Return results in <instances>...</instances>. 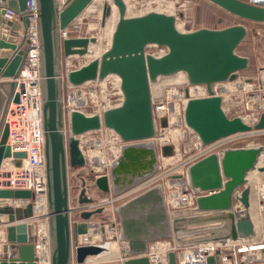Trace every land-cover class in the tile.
<instances>
[{
    "label": "water",
    "instance_id": "95a60500",
    "mask_svg": "<svg viewBox=\"0 0 264 264\" xmlns=\"http://www.w3.org/2000/svg\"><path fill=\"white\" fill-rule=\"evenodd\" d=\"M93 0H66L64 10L58 14L54 0H37L38 22L41 42L40 70L42 75V128L44 134V155L46 168L47 227L50 242V264H83L86 257L105 249L104 246L79 244L92 227V218L101 209L83 211L79 220L73 221L69 206L68 167L81 166L82 160L76 143L66 144L63 132L64 113L61 85L58 78L60 45L58 28H65L86 9ZM222 11L241 20L264 24V8L241 0H206ZM120 19L112 36L111 46L99 60L69 73L68 80L73 85L86 81L103 79L108 75L120 78L123 94L122 104L102 113L101 116H85L73 112L70 128L74 135L98 130L100 127L112 129L125 141L148 140L154 136L150 82L159 76H170L178 72L186 74L192 85L204 84L209 97L189 100L185 109V123L192 128L204 143L218 138L250 130L238 118H228L221 109V100L214 96L211 85L232 81L245 70L248 60L235 53L246 36L241 26L223 29H199L188 33L176 31L174 18L163 14L149 13L144 16L125 19L124 2L113 0ZM14 11L21 17L19 25L4 17L5 10ZM26 0H0V168L5 159L12 157L13 165L20 166L25 153H11L7 146L8 128L5 116L11 102L18 101L15 83L25 59L22 42L18 41L19 31L28 25L24 18ZM110 14L105 5L102 23ZM96 43L95 37L71 38L64 41L65 55L72 48L87 47ZM148 45L167 49L163 57L145 54ZM82 49V48H81ZM166 126V121H161ZM264 129V111L254 130ZM171 147L161 149L163 156L171 155ZM258 150L233 148L226 150L218 158L209 155L189 168V181L193 189L208 193L195 200V209L169 213L163 203L158 188H151L137 195L117 209L121 231L122 264H150L145 256L148 244L159 238L176 236L187 225L214 221L225 222L221 228L227 236L235 238L240 222L232 212H222L217 206L232 188L241 182L245 169L253 167ZM157 163L156 151L152 146H128L109 175L98 177L94 184L103 194L113 192L119 196L149 179ZM30 191L0 190V215L8 216L3 256L0 264H36L34 236L36 227L26 223L33 217L32 204L25 208H13L6 200H30ZM247 194L244 192L245 203ZM91 199L80 191L78 203L87 204ZM196 213H211L196 216ZM182 215L180 217H176ZM189 215V216H188ZM6 223V224H7ZM183 233V232H182ZM177 238V237H175ZM177 240V239H176ZM220 241L229 243L222 238ZM181 245V244H180ZM15 252V253H14ZM168 264H177L173 253L167 255ZM206 264H219L218 252L208 256Z\"/></svg>",
    "mask_w": 264,
    "mask_h": 264
},
{
    "label": "built area",
    "instance_id": "2783aa9c",
    "mask_svg": "<svg viewBox=\"0 0 264 264\" xmlns=\"http://www.w3.org/2000/svg\"><path fill=\"white\" fill-rule=\"evenodd\" d=\"M54 2L57 13L60 14L66 6V0H54ZM245 2L264 8V3L261 2H255L254 0H246ZM4 17L18 25L23 22L20 16L9 9L5 10ZM24 18L27 20L28 25L24 31H19L18 41L22 42L25 59L17 78L13 79L15 83L14 92L18 95V101L10 103L5 116V125L8 128L6 144L10 148V152H23L25 153V158L21 159L20 166L13 165L14 159L12 157L3 160L0 168V190H25L31 192L32 198L30 200H6L5 204L13 208H25L27 204H32L33 217L25 222L32 223L36 227L33 242L35 261L36 264H40L41 261L44 264H50L46 206L47 180L42 128L43 78L40 70L41 42L37 0H26ZM76 19L65 28H58L57 35L60 50H62L64 41L80 37L73 35L70 29ZM73 51H75L74 48L72 49ZM63 60L60 62L61 67L58 74L61 96L65 93L67 98L66 105L63 106V132L65 134L67 125L69 128L68 143L71 141L76 143L82 166H88L91 171L97 173L95 180L102 175H109L111 167L120 157L122 150L128 146H152L157 155V163L153 175L119 196L110 192L103 198L96 200L92 195L94 189L99 191L95 184L94 189H89L83 179L78 189L69 184V206L73 221L79 220L78 215L80 212L102 210L106 204L125 200V198L131 199L151 188H158L161 192L163 203L169 213L193 210L195 209L196 198L208 193H202L198 189L191 188L189 168L197 161L212 154L220 158L229 149H248V145L245 147L239 145L246 137L264 136V129L254 130V126L258 123L260 115L264 111V69H261L257 77H241L237 74L232 81L211 85L214 96L219 97L221 100V109L224 114L232 109L228 102L229 99L234 96L238 97L234 105L238 114L233 118H238L244 125L249 127L250 130L247 132L221 137L209 143H204L197 134L193 136L192 140H188V132L190 130H188V126L185 123L186 105L189 100L208 98L209 95L206 85L187 86L189 84L186 83L179 87H170L160 94L151 92L150 84L154 126V136L151 139L125 142L112 129L106 127L74 135L70 129V118L73 112H80L85 116H100L106 110L97 109L92 113L87 111V109L91 108V105L96 106L91 90H94L98 79L86 81L80 85L71 84L68 80L69 73L83 65L76 66L73 64L71 54L65 55ZM117 100L121 101V99ZM120 105L121 102L110 109L117 108ZM162 120L166 121L165 127L161 126ZM165 146L171 147V155H162L161 149ZM83 148H86L87 153H85L86 151ZM99 162L101 165L97 167ZM79 167H68V178L77 176L76 172L80 169ZM70 188H74L72 195ZM82 189H84L85 197L91 199L90 203H78ZM39 209H42L40 216L39 212L36 213ZM115 210L117 213V208ZM114 230L120 235V224L119 231L117 229ZM86 236L79 240V244L85 245L89 243L87 239L89 235ZM263 247V244L240 245L237 247L230 241L229 243L220 241V243H191L187 245H180L174 241L173 243L153 242L145 256L150 264H168L167 255L169 253L175 255L177 264H206V257L215 256L218 252L219 264H240V255L243 254L242 260L246 261L247 255L245 253L253 252ZM120 260L123 262L121 258Z\"/></svg>",
    "mask_w": 264,
    "mask_h": 264
},
{
    "label": "rangeland",
    "instance_id": "374dc122",
    "mask_svg": "<svg viewBox=\"0 0 264 264\" xmlns=\"http://www.w3.org/2000/svg\"><path fill=\"white\" fill-rule=\"evenodd\" d=\"M110 1H112L111 3L114 5L113 0ZM110 1L93 0L86 7L85 9L86 12L84 10L82 14L78 16L76 21L71 26L70 29L73 35L80 37H88V38L95 37L97 41L96 43L90 45V48H85L84 50L82 49L81 51L75 50L70 53L71 61L76 66L77 65L84 66L90 63L92 60L95 59L99 60L101 56L107 50H109L111 46L112 35L110 40L107 41V39L102 38L100 30L102 23L103 8ZM122 1L125 4V8H126V3L129 7H131V16L126 17L125 15L126 18L144 16L149 13H158L166 16L170 15V17L174 18L175 26L176 24L181 25L180 27L182 29V32L180 33L193 32L203 28L213 30V29H223L226 27H231L236 25L241 26L246 30V36L241 41L240 45L236 48L235 53L241 57L246 58L248 60V66L245 70L239 72L238 76L257 77L261 69H264V24L241 20L235 16H232L222 11L221 9H219L218 7L214 6L213 4H211L206 0H122ZM166 12L170 14L168 15ZM118 20H119V15H118ZM166 53H167V49L162 46L160 47L157 45H148L145 48V54L155 58L163 57ZM64 56L65 54L62 49L60 50V62L63 60ZM62 62L64 64V60ZM60 67L61 66L59 63L58 70H60ZM176 74H177L176 79H170L172 77H175ZM118 78L119 77L115 75H108L103 79H98V81L95 84L94 90L93 91L91 90L92 95L94 97V101L96 102V106L91 105V108L87 109L89 113H92L97 109L107 111V109H110L112 106L117 105L119 102H121L122 104L124 98L119 85L121 84V80L120 78L119 79ZM156 82L155 83L160 87V93H164L170 87L175 88V87H179L180 85H185L186 83L189 84L187 86L192 85L189 83L186 74L182 72H178L166 77L159 76L157 77ZM61 98L63 100V104H64L63 106H65L67 102L65 93L62 94ZM117 99H121V101ZM237 100L238 97L234 96L228 101L232 109H230L229 112H226L225 115L229 119L233 118L238 114L237 110L235 109L236 106H234ZM188 130H190V132H188V140L190 139L192 140L193 136L197 133L194 132V130L190 127H188ZM64 136H65L66 144L68 145L69 128L67 127V125ZM239 145L243 147L250 145L249 148L258 150V152L255 155L256 163L253 164V167H251L252 171H250L252 172L250 173V176H252L253 174L254 175L252 177H249L248 179L251 182L264 181V177H259L261 176L259 175V172L262 171L261 167H264V156L261 158V154L263 155L264 153V136L246 137L244 141H242ZM83 150L86 151L85 153H87L86 148H83ZM79 168L80 169L76 172L77 176L68 178V184H70V186L73 185L74 188L78 189L83 179L89 189H94V180L95 177L97 176V173L91 171V169H89L88 166L85 165L83 166L81 165ZM245 179L246 177L244 176V180ZM73 189L70 188L71 195ZM92 195L94 199L98 200L99 198H103L107 194H103L94 189ZM125 200H129V199L125 198ZM125 200L124 199L118 200V202H111L109 204L104 205L101 213L95 215L91 221L92 232L96 230V228L98 227V229H100V233L98 232L97 233L98 236L94 237L96 239L94 240L92 239L93 242L92 243L89 242L88 244L91 243L93 245L103 246L104 243L117 242L116 243V247L118 249V251L116 250L117 253L116 254L112 253L107 258H103L99 256L98 257L89 256L85 258L83 264H122V262H120V249L122 246H121V242L118 240L119 233L115 232L114 229H117L119 231V217L115 209L116 208L118 209L119 206L123 205L125 203ZM180 216L182 215H178L176 217L178 218ZM218 222L225 223L222 221H214V222L187 225L185 227V230L182 231L183 233L178 232L177 233L178 235L176 236H174L171 233L169 238L168 237L167 238L164 237L161 239L159 238L155 242L173 243V241L174 242L178 241L179 244L181 245L196 243L197 241H199L196 240L197 233H202V232L207 233L208 231H210V229H203L202 231L196 232L197 231L196 226H201V225L208 226ZM222 226L223 225L219 226L220 230H224L221 228ZM101 228H103V231ZM104 229H107V231L108 230L111 231V229L114 230V233L112 232L114 236L111 239L108 238V235L107 236L105 235ZM175 237H177L176 241H175ZM181 237L184 238V241L182 240L183 238ZM4 246H6V244L3 245V247L0 246V259L4 254L3 253ZM72 264H76L74 260Z\"/></svg>",
    "mask_w": 264,
    "mask_h": 264
},
{
    "label": "crops",
    "instance_id": "0c3cea01",
    "mask_svg": "<svg viewBox=\"0 0 264 264\" xmlns=\"http://www.w3.org/2000/svg\"><path fill=\"white\" fill-rule=\"evenodd\" d=\"M249 147L250 145L248 146V148ZM254 163L256 162L254 161ZM261 168L262 171L259 172V175L261 176L259 177H264V167ZM250 171H252L251 168L245 169L244 176L246 177V179L244 180V176H243L241 182L236 184L232 188V190L224 196V198L221 201L217 202V206L219 210H221L222 212H226V211L232 212L236 217V221L240 222V227H239L240 230L238 235L232 239V237L227 236L226 230H220L219 226L224 225L226 223L218 222L208 226H202V225L196 226V230H197L196 232L202 231L203 229H210V231H208L207 233L202 232L196 234V240H199L196 242V244H207L214 242L220 243V240L222 238H226V240H229L230 242L233 243V245H236L237 247L240 245H250V244L264 245V181H257V182L249 181L247 178H249L250 173H252ZM244 192L247 194V199L245 203L241 201L243 199ZM207 214L196 213V216L201 217V216H208L209 214L211 215V213H209L208 215ZM7 222H8V216L0 215V244L2 243L0 246L2 247L3 245L6 244L5 243L6 228L7 226L10 225ZM90 232H92V227L90 228ZM182 240L184 241V238ZM152 243L153 242L148 244V249L150 245H152ZM245 254L247 255V258L245 255L246 261L242 260V258L244 257V255L242 254L239 257L240 264L264 263V247L258 248L253 252H247Z\"/></svg>",
    "mask_w": 264,
    "mask_h": 264
},
{
    "label": "bare ground",
    "instance_id": "6f19581e",
    "mask_svg": "<svg viewBox=\"0 0 264 264\" xmlns=\"http://www.w3.org/2000/svg\"><path fill=\"white\" fill-rule=\"evenodd\" d=\"M110 1V0H109ZM255 2H261V3H264V0H254ZM112 1H110V2H108V8H110V14L108 15V16H106V18L104 19V23H101V35H102V38H104V39H107V41L108 40H110V38H111V35L113 36V34L112 33H114V31H115V29L114 28H116V26L115 25H117L116 23H118L117 22V20H118V15H119V11H118V9H116L117 7L115 6V5H113L112 3H111ZM151 10V9H150ZM153 11V10H152ZM161 11V10H160ZM85 12H86V10H85ZM167 13V12H166ZM82 14V13H81ZM168 15L170 14V13H167ZM125 15H126V17H129V16H131V7H129L128 5H127V3H126V8H125V4H124V18L125 19H129V18H126L125 17ZM141 15V14H140ZM166 16V15H165ZM168 17H170V15L168 16ZM119 19H120V15H119ZM119 21V20H118ZM181 25H179V24H176V29L179 31V33L180 32H182V29H181V27H180ZM176 30V31H177ZM177 31V32H178ZM97 42V41H96ZM108 44V43H107ZM90 45H92V44H88L87 45V47H85V48H90ZM95 47V46H94ZM84 50L85 48H83V47H76V49L74 48V50H78V51H81L82 49ZM73 49V48H72ZM107 50V49H106ZM92 52V51H91ZM179 76H181V75H179ZM166 77V76H165ZM176 77H177V74L175 75V77H172V78H170V79H176ZM119 79V78H118ZM168 79V78H167ZM119 82V81H118ZM120 83V82H119ZM118 83V84H119ZM157 83V82H156ZM155 82L154 83H150L151 84V92H153L154 94H158V93H160V87H159V85H157ZM120 85V84H119ZM264 156V153H263V155H261V158ZM260 160V159H259ZM98 165H97V167L98 166H100L101 165V163L99 162V163H97ZM250 176V175H249ZM248 176V177H249ZM253 176V175H252ZM252 176H250V177H252ZM248 179V178H247ZM254 179H255V177H254ZM249 180V179H248ZM254 185V184H253ZM252 185V186H253ZM259 192V191H258ZM253 202V201H252ZM39 212V216H40V214L42 213V209H39L38 211H37V213ZM5 218V217H4ZM4 220V219H3ZM102 229V231H103V228H101ZM93 230H94V228H93ZM105 231V235L107 236L108 235V238H112L113 236H114V230H112L111 229V231H107V229H104ZM100 233V229H98V227L96 228V230H94L93 232H89V238H87L88 239V241L89 242H93V240L94 239H96V238H94V237H97L98 236V234L97 233ZM103 232V233H104ZM106 232H107V234H106ZM113 232V233H112ZM121 235V234H120ZM119 235V237H118V240L120 241V242H122V240H121V236ZM80 239H82V238H80ZM93 239V240H92ZM87 241V242H88ZM90 243V244H91ZM116 243L117 242H109V243H104V248H105V250H102L101 252H99V253H97V254H93V256H91V257H103V258H107V257H109L112 253H114V254H116L117 253V251H118V249H117V247H116ZM117 250V251H116ZM116 252V253H115ZM120 252H121V249H120ZM40 264H44V262L43 261H41L40 262Z\"/></svg>",
    "mask_w": 264,
    "mask_h": 264
}]
</instances>
